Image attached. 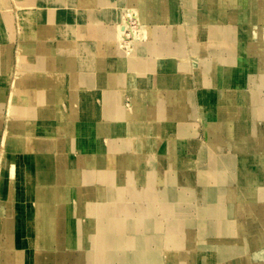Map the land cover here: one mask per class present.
Listing matches in <instances>:
<instances>
[{"label": "bare ground", "instance_id": "obj_1", "mask_svg": "<svg viewBox=\"0 0 264 264\" xmlns=\"http://www.w3.org/2000/svg\"><path fill=\"white\" fill-rule=\"evenodd\" d=\"M34 1H40L46 8L42 10L30 8L24 10V12H20V22L31 18V20H35V22L41 24L32 27L37 28L36 33L27 34L20 40L18 51L19 63L18 67L14 70H16V72L23 71L24 74L20 78L16 76L15 80H13L15 86L21 87L30 82L29 80L31 78L28 77L25 71L27 67L35 68L36 84L34 86L37 90L39 100L41 102H46L48 89L51 88H57L58 95L62 98L61 88L67 85L68 82V75L64 71V59L55 57L53 68L50 58L47 61L37 56V53L40 51L47 52V50H44L43 44L46 45L45 40L47 36L51 35V32L54 30L61 38L65 36L72 38V42L69 44H63L62 42L56 43L54 45V50L60 49L63 51L66 48L69 49L71 53L70 58L72 59L71 66H75L77 69L82 68V70L86 72L83 76L85 82L97 78V80H100L101 84H107L108 90H110L112 87L110 89L109 87L112 85L109 81L115 78L114 81L116 85L118 84L121 87V91L125 90L136 96L134 113H129V111L118 105L120 97L118 92L115 91V89H111L108 92L109 99L107 108L111 111H116L115 113L117 114L123 113L124 116L133 118V121L126 125L130 135L126 134L118 138L119 142L125 145L126 143L128 144V138L131 135V140L133 139L132 137H134L133 146H124L125 148L130 147L132 149V154H129L125 160L123 158L127 166V171H123V169L117 166V157L112 153L108 156L106 169L102 167L92 168L93 172L90 173V175L97 172L104 176L99 186V191H102L107 198L106 200H100L96 204L95 201L90 198L82 199L89 209H93V214L94 211H96L94 215L98 216L94 226L87 219H84L86 225H83L82 218L80 219L79 217L77 219V226H79L76 227L77 232L80 231L83 238H87V243L89 245L92 242L91 240L94 242L92 247L87 249L84 264H93L95 261L99 264H141L146 255L143 239L147 238V235L145 238L144 236L142 237V235L147 231L146 229L149 228L157 232V235H149V242L146 239L147 246L150 242L152 243L155 241L157 243V241H159L158 236L162 228L169 229L167 232L169 234L168 236L172 237L170 239L174 242L181 239V236H185L188 242L187 245H192L191 242L195 238L194 234H192L193 230L190 229L188 225H185L186 222L193 224V219L190 218L191 215L188 214V209L177 207L173 202L174 199L170 200V202H166L159 201L156 195L149 197L147 182L143 185L141 184L142 186H139L138 190H133L129 187L141 172L145 173L144 169L140 167V161L138 162V160H148V162H150V153L153 155L157 153L155 151V143L150 134L151 130L156 129L157 123L154 120L163 121L162 124L165 125L163 129L168 130L169 123L166 122V120H168L169 117H183L186 113H191V109H188L187 104V100L190 99L189 93L191 90L188 87L186 90L183 88L191 83L189 82L190 77H192L193 80L192 86L195 87L197 84L201 85L199 93L201 104L208 103V106L213 105L218 111L220 131L226 134L228 138V147L232 148L235 140L246 138V131L239 125H236V121L237 117L241 114L248 119H252L250 114L251 109L249 110L250 107L248 105L249 102H247L248 97L255 98L258 102L254 106L255 111L264 110V0H78L86 6L100 3L103 5L110 4V6L111 4H118L119 6L130 5L135 8L141 21V30L143 34L141 36L134 34L128 46L124 45L125 40L123 39L125 34L124 28L128 26L126 24L128 22H125L126 20H121V16L123 17V15H116L117 12L115 13L110 9H106L108 6L99 12H92L93 14L89 19V14H86L85 10L83 12L77 11V9L74 11V8H70L72 10L68 8L69 10H67L65 6L64 9H61V7L57 8L60 5H73L77 0H30V3L26 5L33 6ZM202 1L204 2L202 3ZM82 8L84 9L85 7ZM82 8L79 7L78 10ZM89 9L91 10L90 7ZM179 11L181 12L183 24L191 23L190 26L194 27L192 35L193 42H187L186 47L190 48L192 53H198L200 55L199 58L190 60L179 57V59L172 61V55L168 54L169 49L174 50L175 47L179 44L182 45L183 42L181 36L178 35L175 30H172L174 26H176L175 23L180 19ZM11 18L12 15L10 14L5 15V17H0V101L1 96H3L6 91L9 77L2 73L11 68L10 45L13 40L9 25ZM87 19L92 22H94L95 19L108 22L102 29V35L107 41L96 43L84 40V36L86 35H98V31L93 28V25L90 23L87 24ZM198 22L199 26L197 25ZM79 23H83L84 26L80 24L79 27ZM149 23H151L152 26L155 24L156 28H158V26L160 27V24L167 23V25H170V29L164 32L159 29L152 31L156 32L157 35L154 36L156 40L153 44L150 41L146 42L144 40L146 36L149 38V34L151 33L147 27ZM202 33H204L203 36L207 43L206 53H203L200 48L202 39L199 38V35ZM36 36L38 40L35 39ZM166 38L169 39L166 40ZM109 42H111V44ZM32 43L36 49L34 55L22 56L21 53L23 51L30 52L27 47ZM160 43H163L161 44V46H164L163 49L160 48ZM157 54L159 57L164 56V60L161 61H164L162 63H167L164 65L167 70L161 69V62H158L160 60H158ZM218 63L221 65L229 64V66H234L217 68L216 65ZM194 72L195 78L192 76ZM214 74H220L224 82L218 81L220 90L213 93L204 89L202 86L211 87L214 84ZM235 84H237L236 87L240 85V89L239 91L238 89H232L235 92V96H232V90L226 86L230 87ZM173 86L174 88L170 90L169 87ZM29 87L31 88L30 85ZM19 90L17 92L15 88L13 91L11 90L12 92L9 94L8 110L10 115L13 113H19L21 115L26 114V105L24 102L30 100V95L23 91L19 92ZM221 99H226V101ZM205 108H207V106ZM196 113L199 119L207 118L202 114L200 108H197ZM40 120L43 123H47L45 115H42ZM12 127L14 130L19 128L20 125H13ZM259 139L261 140L260 143L263 144L264 135H261ZM253 142L255 141L251 140V146H254ZM28 147L31 148V146ZM47 148L48 146L42 145L38 150L46 159L48 166H46L47 169L44 168L43 172L39 170V174L44 177V181L46 182H43L38 187L37 198H32L34 200V215L31 220L29 217V221H27L32 225V229L28 232L27 236H19V234H15L14 231H8L6 232V241L0 242L2 246H0V255H2L3 252L5 256H9L7 258L9 260L8 264L76 263V261L71 259L73 252L68 250L67 241L64 240L63 230L65 223L62 224V222L67 211L66 207H64L66 203L64 204V201L61 200L57 205H54L52 200L48 198V195H50L55 188L52 189V186L50 188L48 184H46L47 181H49L48 175L52 173V161L45 155L48 154L46 151ZM171 148H173L175 152V160L177 162L179 161V167L175 168L176 171L173 175H165L164 172H159V180L164 182L166 186L168 185L170 190H172L173 187L170 182L175 183L184 173L187 177L193 178L195 173V171L192 170V162L189 160V156L179 151L175 146H171ZM94 149L95 148L91 146L87 148L88 152L91 151L95 154ZM259 149L260 153H258L257 157L262 163H260L261 169L264 170V148L260 147ZM252 155L255 156L254 153ZM205 157L206 154L204 152L202 158ZM4 160H10V156L5 150L2 151V156L0 158V187L2 185V176L5 177L6 174L4 171ZM79 160L83 161L84 159L80 156ZM182 160L184 163L180 164ZM190 169L192 170L191 172L189 171ZM27 171L30 172L29 167H27ZM7 174L10 175L9 178H11L12 181H16L15 178L19 174L18 168L15 165L8 166ZM222 175V171L220 170L219 173H217L220 180H222ZM124 180H126V182ZM244 180L248 190H250V188L257 191L260 190L261 184L257 176L248 175ZM184 188L188 190L190 195L193 193V188L188 184L181 187L182 190H184ZM2 193L3 191L0 189V198ZM127 194L132 198L133 196L138 198V203L140 205L138 212H133L127 204L128 200L124 199V196ZM183 194V192L176 191L175 195L177 196V202L178 199L184 198ZM238 196L242 197L241 194ZM247 197L252 200L254 199L251 194ZM143 201L146 203L143 204ZM76 204L77 202L75 200L73 206L74 209L79 212V207H77ZM243 206L244 204L237 203L235 207V209L237 208V210H235L236 214H234L236 218L240 216L241 210L243 211ZM256 208H258L259 211V204ZM156 209L161 212V217L156 215ZM260 210L264 214V210H262V208ZM54 211L58 212L57 218L60 222L57 228L61 229V231H58V233L55 232V234L51 232L50 228L53 220L51 214ZM174 213L177 215V218L174 217ZM237 213H239V215ZM127 216L132 219V223H134L133 226L131 225L129 227L130 237L126 236L123 231L124 226L127 225V223L124 224L125 221L123 222V219ZM166 217L169 222H165ZM11 223L9 217L6 224L11 226ZM215 227H217L215 231L218 233V237H221L219 239L222 242L234 240L236 243H240V247L241 244L245 245V242H247V239L244 238L245 236L243 237L241 229L244 228V225L242 223L237 224V221L232 218L230 220L226 219L224 214L219 216V221ZM256 227L254 223L253 227L250 224L248 228H250V231L256 232ZM75 233L72 232L73 235H75ZM230 233L233 235L231 236L232 238L229 235ZM17 237H19V239ZM261 237L258 235L257 237L252 236L248 243L255 245L263 239ZM53 245L55 247H53ZM174 245L176 246V244ZM188 255L192 260V264H196L192 257L193 252H190ZM59 257L61 259L60 261L58 259ZM233 264L238 263L236 261Z\"/></svg>", "mask_w": 264, "mask_h": 264}, {"label": "crops", "instance_id": "obj_2", "mask_svg": "<svg viewBox=\"0 0 264 264\" xmlns=\"http://www.w3.org/2000/svg\"><path fill=\"white\" fill-rule=\"evenodd\" d=\"M203 2L204 1H202V3ZM93 8L94 12H98L102 10L103 4H95ZM12 14L11 21L13 31H11V36H13V40L10 45L12 68L10 70V77L7 80L6 91L3 96H1L0 101V158L4 150L10 156V160H4V171L6 174L5 177L2 176V185L0 187L3 191L0 198V242L6 241V232L8 231H14L15 234L21 231L25 232V234L27 233V235L28 232L31 231L32 225L27 222L29 218L24 219L26 220L24 221V225L20 222V220L23 222L22 219L25 212L17 211V204H14L15 213L20 214L21 217H19L20 215L17 216L18 214L16 215L13 213V215L12 212H7L10 206H8L7 200L37 198L38 187L43 182H46L44 181V177L39 174V170H41V168L47 169L46 166H48L46 159L38 150L42 145L48 146L46 150L48 154L45 155L52 161V173L48 175L49 181H47L46 184H48L50 188L52 186V189L55 188L54 191L52 190L53 192L48 195V198L52 200L54 205H57L61 200L64 201V204L66 203L64 207H66L67 211L62 222V224L65 223L64 230L62 229L64 231V240L67 241L68 250L73 252L71 259L76 261L74 264H84L87 249L91 248L94 242L91 240L92 242L89 245L87 243V238H83L80 231L77 232L76 227H79L77 226V219L79 217L80 219L82 218L83 225H86L84 219H87L94 226L98 216L94 215L96 211H94L93 214V209H89L82 199L90 198L95 201L96 204L100 200H106L107 198L102 191H99V186L104 176L97 172H94L93 175H90V173H92L95 168L102 167L106 169V163L108 162L107 160L110 153L116 155L117 166L123 169V171H127L124 160L125 158L127 159L129 154H132V149L130 147L125 148L124 146H133L134 137H132L133 139L131 140V135L128 138V144L126 143L125 145L119 142L118 138L126 134L130 135L126 125L132 122L133 118L126 117L123 113L117 114L115 113L116 111H111L107 108L109 99L108 92L111 89H115L118 95L121 93V87L118 84L116 85L114 77V80L112 79L109 81L112 85L109 87V89L112 87L110 90H108L107 84H101L100 80H97V78L85 82L83 76L86 72L83 71L82 68L77 69L75 66H71L72 59L70 58L71 53L69 49L64 47L66 49L63 51L60 49L54 50V45L56 43L62 42L63 44H69L72 42V38L68 36L61 38L54 30L45 40L48 47L47 52L40 51L37 53V56L47 61L50 58L53 68L55 57L64 59V71L68 75V82L67 85L61 88L62 98L59 97L57 88H51L48 89L47 92V101L41 102L39 100L37 90L34 86L36 84L35 68L27 67L25 71L28 77L31 78L29 80L30 82L21 87L15 86L13 80H15L16 76L20 78L24 74L23 71L16 72V70H14V67L18 63L17 54L20 47V40L27 35V29L30 30L33 26H36L37 23L35 20L28 18L23 20L20 24L19 19L14 16V12ZM86 22L87 24L91 23L93 25V28L98 31V35H86L84 38L86 40L102 38V29L108 22H104L101 19H95L94 22ZM190 25L191 23H185L188 42L192 34ZM197 25L199 26V22ZM203 35L204 33L199 35V38L202 39L200 48L203 53H206L207 43ZM35 39H37V36ZM161 44L163 43H160V48L163 49L164 46H161ZM27 48H29L30 55L35 53L36 49L33 43ZM168 54L172 55V61L179 59V57L190 60L200 57L198 53H192L190 48H187L184 44H179L174 50L169 49ZM157 56L158 60H160L158 62H161V69L167 70L164 67L167 63L165 64L162 63L164 61H161L164 60V56L159 57L158 54ZM230 66L229 64L221 65L219 63L216 65L217 68ZM213 80L214 84L211 87H202L213 93L218 92L220 90L218 81L224 82V80L220 74H214ZM200 86L201 85L197 84L195 87L191 86L189 88L191 92L189 93L190 99L187 100V104L188 109H191V113H186L183 117H169L166 121L169 123L168 130L163 129V126H165L162 124L163 121L154 120L157 123L156 129L151 130L150 134L155 143V151L157 153H155V155L150 153L151 163L148 162V160H138V162L140 161V167L144 169L145 173L141 172L140 175L133 180L131 185L128 183L130 185L129 188L138 190L139 186L147 182L149 197L156 195L159 201L166 202H170V200L174 199L173 202L177 207L189 210L188 214L191 215L193 224L186 222L185 225H188L192 230L194 229L199 232L203 231L199 233V235L202 234L207 236L209 233L213 232V230H217L215 226L219 221V216L223 214L229 220L231 218L236 220L237 224L242 223L244 225V228H241L242 234H245L247 231H250V228H248L249 225L251 224L253 227L254 224L253 222L248 224L241 218L247 213V209H250L253 214L262 213L260 208L258 211L256 206L260 200L264 199V188L262 190L260 188L259 191L251 188L248 190L244 179L248 175L257 176L260 180V184H264V170L261 169L262 163L257 157L258 153H260L259 148H264V143H260L261 140L259 139L261 135H264V110L255 111L254 106L258 102L255 98L248 97L247 102H249V110L251 109L250 114L253 120L250 118L248 119L242 114L237 117L236 125H239L246 131V138L235 140L234 146L230 148L228 147V138L226 134L220 131L218 111L213 105L208 106V103L201 104L200 102ZM236 86L237 84L226 87L231 90L238 89L239 91L240 85L238 87ZM15 88L17 92L20 89L19 92L23 91L30 95V100L24 102L26 105V114L21 115L17 113L19 116L14 113L10 115L8 110L9 94ZM172 88H174V86L169 87L170 90ZM233 90L231 95L235 96ZM129 100L128 95L124 96L122 105L128 104ZM221 100L226 101V99ZM206 106L207 108H205ZM121 108L123 107L121 106ZM197 108H200L202 114L207 117L206 119L202 118L199 120V116L196 113ZM42 115H45L47 123H43L40 120ZM13 125H20V127L13 130ZM251 140L255 141L253 142L254 146H251ZM28 146H31V148ZM88 146L95 148V154L91 151V153L88 152ZM171 146H175L179 151L189 156V160L192 162V169L195 171L193 178L187 177L184 173L175 183L170 182L173 186L172 190H170L168 185L166 186L164 182L159 180L160 171L164 172L165 175H173L176 171L175 168L179 167V161L177 162L175 160V152ZM204 152L206 157L202 158ZM253 153L255 156L252 155ZM80 156L83 157V161L79 160ZM12 165H15L19 171L18 176L15 178L16 181H12L11 178H9L10 175L7 174L8 166ZM27 167L30 168V172L27 171ZM220 170L223 174L222 180L217 176ZM124 181L126 182V180ZM187 184L193 188V193L191 195L185 188V192L181 189L183 185L185 186ZM232 187H236L238 193H240L242 197L237 196L236 192H231ZM176 191L184 193V198L178 199V202L176 201ZM249 194L253 195V200L247 197ZM124 199L128 200L127 204L133 212H138L140 207L138 198L135 196L132 198L127 194L124 196ZM73 200H76V206L79 207V212L74 209ZM145 203L146 202L143 201V204ZM236 203L246 206H243V211L241 210L240 216H237V218L234 216V214H236L235 210H237V208L235 209ZM249 203L252 204V208H248ZM11 207L12 206H10V208ZM30 214L31 220L34 212ZM237 214L239 215V213ZM51 215L53 220L50 228L51 232L55 234V232L58 233V231H61V229L57 228L60 222L57 218L58 212L54 211ZM156 215L160 217L162 215L158 209H156ZM176 216L177 215L174 213V217ZM9 217L12 222L11 226L6 224ZM124 221V224L127 223V225L124 226L123 231L126 236L130 237L129 227L131 225L133 226L134 223H132V219L128 216L123 219V222ZM165 222H169L167 217L165 218ZM166 229L167 228H164L163 230ZM72 232H76L75 235H73ZM21 235L23 236V233H21ZM53 247L55 246L53 245ZM165 248L164 246V249ZM161 252L159 254L160 263H163L164 258H162ZM58 259L59 261L61 260L60 257Z\"/></svg>", "mask_w": 264, "mask_h": 264}, {"label": "rangeland", "instance_id": "obj_3", "mask_svg": "<svg viewBox=\"0 0 264 264\" xmlns=\"http://www.w3.org/2000/svg\"><path fill=\"white\" fill-rule=\"evenodd\" d=\"M28 3H30V0H0V17L1 16L5 17V15H7V14H10V15L13 16L12 13L14 12V16H16L19 19V22H20V12H24V10H27V9H30V8H34L35 10H42V9L46 8V6H44L40 1H34V5L33 6L26 5ZM20 4H22V5H20ZM67 5L68 6L60 5L57 8L61 7V9L62 8L64 9V6H65V7H67L66 8L67 10H69L70 8H74L73 9L74 11L76 9H77V11H82V12L85 10V13L89 14L88 18L91 17V15L93 14L92 12H94V8H93L94 5L86 6L84 3H82V2H80L78 0L76 2H74L73 5H70V4H67ZM71 6H74V7H71ZM75 6H77V7H75ZM107 6L110 7V8H108ZM79 7L80 8L85 7V8L84 9L82 8L83 10L82 9L78 10ZM89 7L91 8V10L89 9ZM50 8H55V7H50ZM103 8L110 9V10L114 11L115 13L117 12L116 15H119V14L123 15V17L121 16V20H124V21L126 20L125 22H128V23H126L128 25L126 27L127 29L124 28L125 34H124V38L123 39L125 40V43H126V44L124 43L125 46L130 45L129 41H130V39L132 40L134 34H136L138 36L139 35L141 36L143 34L142 30H141V21H140V19L138 17L137 11L132 6H130V5H121V6H119L118 4H111V6H110V4H108V5H103ZM70 10H72V9H70ZM87 10H88V12H87ZM179 13H180V19H179V21L177 23H175L176 26H174V28L172 30H175L177 32V34L181 36V39L183 41L182 45L184 44L186 46V44L188 42L187 37H186V28H185V24H183V22H182L181 12L179 11ZM130 18H131V20H130ZM136 18H137V20H136ZM11 20L12 19H10V22H9L10 32L13 31L12 21ZM87 21H91V20L87 19ZM20 24H21V22H20ZM40 24L41 23L38 22L36 24V26L40 25ZM80 24L82 25L83 23H79V27H80ZM153 25L154 26H152L151 23L148 24L147 27L149 28L148 30L151 33L149 34V38H147L148 36H146L144 40L146 42L150 41V42H152L154 44V42L156 40V37H154L156 35V32H152V31L159 29L160 31L164 32V31L170 29V25H167V23L166 24H160V27L158 26V28H156L155 24H153ZM82 26H84V24ZM136 28H138V29H136ZM193 28L194 27L190 26V29L192 31V34H191V37H190V40H189L190 43L193 42V40H192L193 39V37H192ZM36 30H37V28H32L30 30L27 29V31H28L27 34H34V33H36ZM126 34H127V36H126ZM102 38H100L101 40L99 38H96V40L88 39L87 41L96 42V43L107 41L104 38L103 35H102ZM167 39H169V38H166V40ZM84 40L86 41L85 38H84ZM124 40H123V42H124ZM109 43L111 44V42H109ZM43 47H44V50H48L47 45L43 44ZM15 49H16V47H15ZM23 52L21 53L22 56L30 55V52H26V51H23ZM32 55H34V54H32ZM17 58H18V63H19V55L18 54H17ZM18 63L14 67V69L16 67H18ZM11 68H12V66H11ZM11 68L8 71L3 72L2 74L6 75L7 77L8 76L10 77ZM192 76H194V78H195V72L193 73ZM192 81H193L192 77H190L189 78V82H191V83H189L188 86H184L183 88L185 90L187 89V87L190 88L192 86ZM180 90H182V89H180ZM126 95L129 96L130 100H129L128 104H123L124 105L123 106L122 105V99ZM135 101H136V96L135 95H133L132 93H130L128 91L122 90L121 93H120L118 105L122 106L124 109L129 111V113L130 112L134 113V107L136 106ZM199 120H201V119H199ZM150 163H151V161H150ZM183 163L184 162L182 160L180 164H183ZM192 170L190 169L189 171L191 172ZM43 171H44V169L41 168L40 172H43ZM260 188L263 189L264 188V184H261ZM231 192H233V193L236 192V194H238V195L240 194V193H238V190H237L236 187H232V191ZM7 203H8V206L9 205L12 206L11 208H10V206L8 207L7 212H12V214L16 210L25 212V214H23V216H24L23 219H22L23 222L20 220V222L23 225L25 224L24 221H26L24 219H26V218L28 219L30 217V215H31L30 213L34 212V209H33L34 208L33 207L34 206V200L33 199H28V198L27 199L21 198V199H15V200L14 199H8ZM14 204L18 205V208L16 210H15V205ZM258 204H259V208L260 209L262 208V210H264V199L260 200L258 202ZM236 205H237V203H236ZM236 205H235V207H236ZM251 206H252V204H250L248 206V208L249 207L252 208ZM249 210L250 209H248V211H247V215L245 214V215H243L244 217H241V218L243 220H245L248 224H250L252 222L256 223L255 226H257L256 227L257 229H256V232L247 231L245 234H243V237L245 236L244 238L247 239V242H245V245L241 244V247H240V245H239L240 243L237 242L238 243L237 244L234 240H230L231 242L230 241H226L227 239L225 240L226 242H222L219 239L221 237H218V233H216V231L211 232L207 236H205V235H202V234L199 235V233H201L203 231L199 232V231H195L194 229L192 231V234H194L195 238L191 242L192 245H187L188 242L186 241L187 239H186L185 236H181L182 241H181V239H178L177 242H174L172 239H170L172 237L168 236L169 234L167 232H168L169 229L167 228L166 230H163L164 228H162V231H161V233L159 232L160 234L158 236L159 241H157V243L155 241L152 242V243L150 242V244L147 246V240L149 242V235L150 234L153 235V236L157 235V232H155L154 230L149 228V229H146L147 231H145L144 234L142 235V237L144 236V238L147 235V238H146L147 240L143 239V244H144V246L146 248V250H145L146 251V253H145L146 255L144 256V259L142 260L141 264H192V260L190 259L189 255H188L190 252H193L192 257H193V259H194L196 264H233L236 261H237L238 264H264V214L263 213H260V214H253L252 213L251 214V212ZM255 210H256V208H255ZM19 215L20 214H18L17 216H19ZM252 215H254V216H252ZM19 217H21V215ZM226 219H228V218H226ZM150 230H151V232H150ZM17 233L19 234V236H21V233H23V236H25V235L27 236V233L25 234V232L19 231ZM252 233H253V235H252ZM197 235H198V237H197ZM229 235H230V237L233 236L231 233ZM257 235L259 237L262 236L261 238H263V239H261L255 245L248 243L250 237H252V236H256L257 237ZM17 238L19 239V237H17ZM174 244H176V246ZM164 246L166 247L165 249H164ZM244 246H245L246 249L244 248ZM161 251H163V252H161ZM160 252L162 254V258H164V262L163 263H160V257H159ZM8 257L9 256H5V254L2 252V255H0V264H8V262H9V260L7 259ZM93 264H99V263L95 261Z\"/></svg>", "mask_w": 264, "mask_h": 264}]
</instances>
